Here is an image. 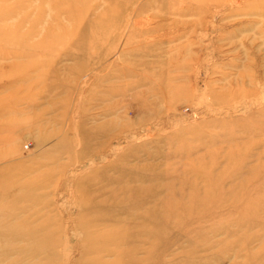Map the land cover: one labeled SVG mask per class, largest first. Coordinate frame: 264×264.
I'll return each mask as SVG.
<instances>
[{
	"label": "rangeland",
	"instance_id": "374dc122",
	"mask_svg": "<svg viewBox=\"0 0 264 264\" xmlns=\"http://www.w3.org/2000/svg\"><path fill=\"white\" fill-rule=\"evenodd\" d=\"M0 264H264V0H0Z\"/></svg>",
	"mask_w": 264,
	"mask_h": 264
},
{
	"label": "bare ground",
	"instance_id": "6f19581e",
	"mask_svg": "<svg viewBox=\"0 0 264 264\" xmlns=\"http://www.w3.org/2000/svg\"><path fill=\"white\" fill-rule=\"evenodd\" d=\"M115 136H116V134L113 135V136H110V137L113 139ZM122 138H123L122 137V134H119V135H117L115 137V139H117V140L122 139ZM125 138H126V136H125ZM130 138L132 139V140L130 139L131 141L137 139L136 137H130ZM126 139H128V137ZM130 140H128V141H130ZM108 146L111 147L112 153H115V155H119V152L121 150L122 151L124 150L120 145H117L116 147L112 148V143H109ZM102 158H105V157H102ZM128 159H130V158H128ZM123 161H125V156H121L120 157V163H122ZM126 162H124V163H126ZM141 182H143V181L140 180L139 183H141ZM182 196H185V195H182ZM175 197H177L176 194H175V191H173L171 193H168V194H165V193H163V190L162 189L158 190L157 188H152V189H148V190H145L144 192H142L141 196L139 197V203L138 204L132 205V203H130L129 206L130 207L133 206V207H137V208L140 206L137 209V211H139V219L140 220H146L148 223H153V221L154 222L157 221V219L159 218L158 217V211L161 208L173 209V210L177 211L175 213H178V214H180L183 217V215H185L184 212L187 211V209H186V203L178 204V202H176L175 200H173V199H175ZM183 198H185V197H183ZM140 212H144V214H141Z\"/></svg>",
	"mask_w": 264,
	"mask_h": 264
}]
</instances>
